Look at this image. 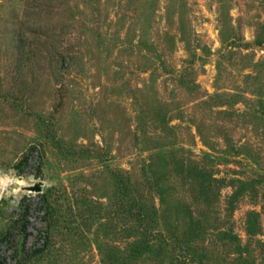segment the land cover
Returning <instances> with one entry per match:
<instances>
[{
  "label": "rangeland",
  "instance_id": "rangeland-1",
  "mask_svg": "<svg viewBox=\"0 0 264 264\" xmlns=\"http://www.w3.org/2000/svg\"><path fill=\"white\" fill-rule=\"evenodd\" d=\"M0 258L264 264V0H0Z\"/></svg>",
  "mask_w": 264,
  "mask_h": 264
},
{
  "label": "trees",
  "instance_id": "trees-1",
  "mask_svg": "<svg viewBox=\"0 0 264 264\" xmlns=\"http://www.w3.org/2000/svg\"><path fill=\"white\" fill-rule=\"evenodd\" d=\"M41 197V208L43 209V222L45 223V229L43 232V235L41 236L43 242L40 247H36L31 249L29 252L28 256H36V255H41L42 253L45 252V250L48 247L49 239H50V229L54 226L57 225L59 222L63 221L64 223L69 224L71 221L66 219L65 216H63L53 205L50 203L46 192L40 193ZM119 210L121 214H124L126 216H130L133 218L134 222L138 226L137 228H141V230L147 234L150 233L152 230L151 224L153 223L154 219V214L146 210L145 208L139 206L137 202H135L134 199L128 198L123 196L119 203H118ZM94 213L92 212H84L82 213L79 218H80V224H90V221L93 219ZM25 214L20 218V229L21 231L24 229V220ZM76 220H73L75 222ZM0 264H3L2 259L0 258ZM15 264H20V260H15Z\"/></svg>",
  "mask_w": 264,
  "mask_h": 264
},
{
  "label": "water",
  "instance_id": "water-1",
  "mask_svg": "<svg viewBox=\"0 0 264 264\" xmlns=\"http://www.w3.org/2000/svg\"><path fill=\"white\" fill-rule=\"evenodd\" d=\"M28 189L33 190L35 192H40L41 187L39 185H34V186L29 187Z\"/></svg>",
  "mask_w": 264,
  "mask_h": 264
}]
</instances>
